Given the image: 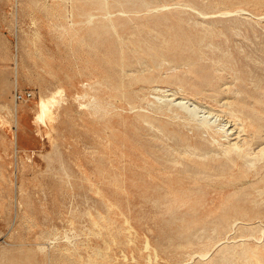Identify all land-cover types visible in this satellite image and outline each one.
<instances>
[{
  "label": "rangeland",
  "instance_id": "374dc122",
  "mask_svg": "<svg viewBox=\"0 0 264 264\" xmlns=\"http://www.w3.org/2000/svg\"><path fill=\"white\" fill-rule=\"evenodd\" d=\"M101 1L0 0V264H259L264 189L209 178L174 203L139 116L264 99V0Z\"/></svg>",
  "mask_w": 264,
  "mask_h": 264
},
{
  "label": "bare ground",
  "instance_id": "6f19581e",
  "mask_svg": "<svg viewBox=\"0 0 264 264\" xmlns=\"http://www.w3.org/2000/svg\"><path fill=\"white\" fill-rule=\"evenodd\" d=\"M103 2L104 1H101L102 5L105 3V2L104 3ZM101 3L99 5H101ZM104 6H106V5H104ZM104 18H102V22H104L103 21ZM102 22H101V25H102ZM110 22L114 26L113 21H110ZM104 25H105V23H104ZM105 26H107V23ZM100 28H102V27L100 26ZM130 62H132V61H130ZM130 62H129V64H130ZM134 62L136 63V61H134ZM137 63H138V61H137ZM138 66L140 67L141 65H138ZM126 73L128 74V72H126ZM145 73H146V71H145ZM121 74H122V71H121ZM134 77H135V75H134ZM128 83H129V80H128ZM108 87H110V85ZM177 94L178 93L170 94L171 95L170 99L165 100V101L161 102L160 104H157L155 107L153 106L154 109L153 110L151 109L152 110L151 114L139 116V117L147 118L148 120H146V122L149 123V125H148L149 129H145L146 134L149 136V140L144 141V144H145L144 148H145L146 154H147L146 155V161H147L146 163L150 167L149 170L147 168H146V170H148V176L151 178V180L153 182H158V181L163 182L164 185L162 186L161 189L166 193V195H172L174 197L173 202L174 203L181 202V205L184 207L187 206L188 201L187 200L181 201L180 198H182L185 195L198 193L200 190L199 189L200 187L196 188V187H193L192 185H200L201 183L204 182L205 179H209V178H225L226 179L227 177H233V178L237 177L239 181H242V183H243V181L245 182L246 180H251V181L255 182L257 189H259V188L264 189V99L261 98L262 100H258L257 102H255V104L256 103L257 104L255 106H252V108L249 110L248 113L246 111L245 112L246 115H244V116L237 115L236 113L233 112V110L224 111L223 108H222V110L220 109L218 115H216L212 111L207 109L209 107H212L213 105H210L209 103L207 105H205V103L203 104V103H201V101L200 102L196 101V99H194L193 97H188V96H185L183 94H181L180 96H177ZM250 95H252V94H250ZM224 99H225V97H224ZM232 99H234V98H232ZM125 100H126V98H125ZM128 100H127V102H128ZM245 100H246V98H245ZM241 101H242V99H241ZM224 102H226V101H224ZM231 102H233V101L231 100ZM243 103H244V101H243ZM45 104H46L45 100H41L42 112L40 114V121L43 123L46 122V112L43 110ZM238 105H237V108H238ZM221 106H220V108H221ZM235 108H236V105H235ZM214 118H216V119L213 121ZM220 118H225V122L220 121ZM218 120H219V123H217ZM154 121L157 122L158 124H156ZM137 126H139V125H137ZM132 129H134V128H132ZM140 130H143V129H140ZM190 131H192L191 135L189 134ZM137 139H138V137H137ZM256 160H257V162H255ZM131 164H133V163H131ZM135 166H137V165H135ZM156 172H159L161 175H156L155 174ZM164 175H166V176H164ZM134 180H135V178H134ZM220 181H222V180H220ZM175 182H177L179 184L175 186ZM212 182H213V180H212ZM232 182H233V180H232ZM134 183H132V184L134 185ZM221 183H223V182H221ZM234 183L236 184V182H234ZM185 184L188 186H186ZM240 185H241V183H240ZM189 186H192V187H189ZM252 187H254V186H252ZM149 189L147 190V192L154 194L155 191H150ZM244 189H246V188H244ZM136 190H137V188H136ZM259 190H261V189H259ZM241 191H242V188H241ZM245 191H243L244 194L246 193ZM254 191H255V189H254ZM129 192H131V191H129ZM257 195H259V194H257ZM135 196H136V194H135ZM222 204L225 205V203H222ZM195 206H196V204H195ZM222 208H223V206H222ZM159 210H160V208H159ZM184 210H186V209H184ZM194 210H196V209H194ZM207 210H208V207H207ZM198 211H199V209H198ZM235 219H236V217H235ZM241 219H242V217H241ZM245 219H246V216H245ZM259 220H260V218H259ZM234 225H235V223H234ZM231 227H232V225H231ZM261 227H262V225H261ZM260 229L258 230V232L261 231ZM251 231H252V229H251ZM260 233L261 232H259V235H261ZM144 236H146V235H144ZM253 237L254 236H252V239H253ZM240 240H242V239H240ZM247 240H248V238H247ZM253 240H255V238ZM236 241H238V240H236ZM249 242H250V239H249ZM242 245H244V244H242ZM146 246L147 245H145V247ZM247 247H249V246H247ZM146 249H147V247H146ZM230 249H232V247H230ZM250 249L251 248L246 249L244 251L249 252ZM223 252H225V251H223ZM237 255H239V254H237ZM252 255L257 258L259 264H261V262L264 260V257L260 256L259 252L253 251ZM226 259H224V260H226ZM245 263H247V262L245 261Z\"/></svg>",
  "mask_w": 264,
  "mask_h": 264
},
{
  "label": "built area",
  "instance_id": "2783aa9c",
  "mask_svg": "<svg viewBox=\"0 0 264 264\" xmlns=\"http://www.w3.org/2000/svg\"><path fill=\"white\" fill-rule=\"evenodd\" d=\"M31 96H32V94L29 92L28 93H19L18 91H16L15 99L17 102H22V101L28 100Z\"/></svg>",
  "mask_w": 264,
  "mask_h": 264
}]
</instances>
